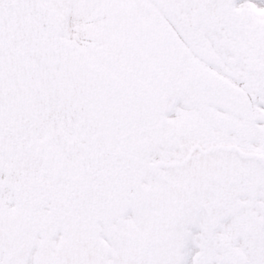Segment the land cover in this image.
Here are the masks:
<instances>
[{
	"label": "snow or ice",
	"instance_id": "obj_1",
	"mask_svg": "<svg viewBox=\"0 0 264 264\" xmlns=\"http://www.w3.org/2000/svg\"><path fill=\"white\" fill-rule=\"evenodd\" d=\"M0 264H264V0H0Z\"/></svg>",
	"mask_w": 264,
	"mask_h": 264
}]
</instances>
